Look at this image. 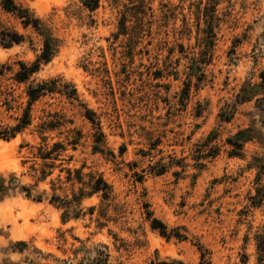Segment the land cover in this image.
<instances>
[{
    "label": "rangeland",
    "instance_id": "rangeland-1",
    "mask_svg": "<svg viewBox=\"0 0 264 264\" xmlns=\"http://www.w3.org/2000/svg\"><path fill=\"white\" fill-rule=\"evenodd\" d=\"M1 1L0 29L23 39L0 45V63L12 65L0 76V121L17 123L28 83L54 78L60 91L75 88L79 100L46 94L32 103L30 125L0 139L4 185L16 178L0 191V264H197L200 253L210 264H264V100L257 103V94L236 102L264 71V0H209L215 39L205 56L196 40L203 14L200 22L195 14L207 0H145L142 25L124 20L127 34L120 19L134 0H100L94 11L80 0H14L41 20L55 47L52 59L21 83L12 79L17 61L32 63L43 38ZM85 108L100 123L98 142ZM222 110L229 121L220 120ZM52 118L61 125L40 132ZM243 128L253 130V139L241 155L229 156L225 139ZM41 135L48 143L75 135L63 164L100 173L112 186L110 198L84 199L79 217L63 223L62 210L43 193L58 169L33 185L32 152ZM22 185L44 199L27 198ZM145 211L169 237L150 226Z\"/></svg>",
    "mask_w": 264,
    "mask_h": 264
},
{
    "label": "trees",
    "instance_id": "trees-1",
    "mask_svg": "<svg viewBox=\"0 0 264 264\" xmlns=\"http://www.w3.org/2000/svg\"><path fill=\"white\" fill-rule=\"evenodd\" d=\"M100 0H80L81 5L89 10L94 11L99 6ZM136 1V2H135ZM135 2V3H134ZM2 9L11 13L15 17H17L23 26L32 27L42 36V46L39 55L32 63H27L24 61H17L18 69L14 71L12 75V79L16 82H27L31 75L37 72L42 63L49 62L55 54V47L52 44V38L49 34H46V30H44L41 20L38 17H35L33 13L22 5L15 3L14 0H2L1 1ZM125 9L128 8L127 5H124ZM131 11L124 10L122 11L121 26L123 30V34L126 33V28L124 23L127 18L135 19L136 23H140L142 25L143 17L145 16V0H134L131 5ZM209 0L206 1L202 10L197 9L196 22H200L201 16L203 14V23L204 26H198L197 33V47L198 54L201 56H205L207 51L212 49L214 45L215 39V31H214V6L212 10H209ZM23 39V35L19 34L15 30H9L7 28L0 29V45L3 47H10L14 43H20ZM182 48V46H180ZM206 62V61H203ZM12 69L11 64L0 63V76H3L6 71H10ZM260 81L258 83H250L246 84V87L242 89L243 94L240 95L238 93L236 95L237 101H246L250 100L254 96L258 94L260 96V90L264 92V71L259 74ZM57 79L51 78L47 80L39 81L35 84L28 83L25 94L27 96V106L23 109L21 115L18 118L16 124L9 126L5 125L0 121V139L9 140L18 132H21L25 127L31 124V115L30 108L33 102L40 99L42 96L46 94H52L55 92H59L64 94L69 98L78 99V94L75 88H72L71 92H63L57 89L55 83ZM259 90V91H257ZM3 92V90L1 91ZM6 93V92H5ZM1 94V93H0ZM257 96V97H258ZM263 97L255 98L257 103H260L264 100ZM1 100V95H0ZM260 106V105H258ZM261 108L264 110V103L261 104ZM84 117L93 124L98 129V133L100 137L95 139L97 142L101 140L103 137V132L100 129V123L95 119L94 112L92 110L86 109L83 113ZM230 114L226 110H222L219 118L221 121H229ZM61 123L58 119H46L43 120L39 129L42 131L45 130H54L60 126ZM251 128H243L239 129L232 137H228L226 143L230 146L228 150L229 156H237L241 155V151L243 145L246 141L253 139ZM42 134V133H41ZM80 134V133H76ZM214 133H210V135L206 138V144H209L210 141L214 138ZM77 144V137L73 135L72 139L65 140H57L51 143L47 142L46 136H40V142L34 147L35 151L32 152V160L33 163L30 165L31 170L33 171V178H35L34 186H36L40 182L46 181L53 174L54 170L57 168L58 173L55 177L48 179L49 190H44L43 193L48 194L45 200L55 207L56 209H61V221L63 223L69 221L70 219H76L79 217L78 209L82 203V201L86 198L92 197L93 195H98L101 199V202L106 201L110 198L111 193L113 192L112 186L104 179V177L92 170L84 172L85 165H80L79 167H67L63 164L66 160L62 156L63 152L68 149V146L71 147L72 150H75ZM211 148V149H210ZM209 151L212 150L213 153L216 154L219 150L217 147H210ZM68 160H71V156H69ZM161 170H164L162 168ZM161 173L163 171H160ZM15 176L11 175V183L10 185H4V177L0 175V191L9 190L12 185V182L15 180ZM65 186H67V191H65ZM21 189L24 192V195L27 198H31L35 201H42L44 198L42 193L33 195L32 187L30 185H22ZM57 189L63 190V194H58ZM95 206L88 207V211L90 214L93 213ZM146 217L150 218V226L153 229H157L158 232L164 236L169 237L167 233V229L164 223H162L159 219L155 217H151L150 211H145ZM180 237V235H176ZM260 240H264L260 238ZM261 248V247H260ZM164 264V263H162ZM197 264H210L208 259L204 253H200L199 261Z\"/></svg>",
    "mask_w": 264,
    "mask_h": 264
}]
</instances>
